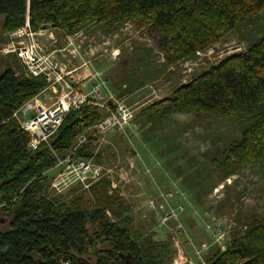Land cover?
I'll list each match as a JSON object with an SVG mask.
<instances>
[{"label": "trees", "instance_id": "1", "mask_svg": "<svg viewBox=\"0 0 264 264\" xmlns=\"http://www.w3.org/2000/svg\"><path fill=\"white\" fill-rule=\"evenodd\" d=\"M0 16L6 35L27 22L35 32L52 27L64 36L93 25L114 31L128 22L153 26L169 67L210 49L243 24H253L264 16V0H0ZM48 86L14 64L0 72V215L8 224L0 231V264H171L173 243L136 225L111 175L104 173L89 187L91 206L75 190L74 200L45 191L46 172L103 117L93 103L71 111L50 146L28 151L29 138L14 113ZM138 117L155 125L162 118H246L248 127L231 153L243 159L257 155L264 148V35ZM77 154L93 155L88 143ZM230 161L227 156L221 163L226 178L235 172ZM245 231L234 233L225 252L214 247L206 264H264V224L253 221Z\"/></svg>", "mask_w": 264, "mask_h": 264}, {"label": "rangeland", "instance_id": "2", "mask_svg": "<svg viewBox=\"0 0 264 264\" xmlns=\"http://www.w3.org/2000/svg\"><path fill=\"white\" fill-rule=\"evenodd\" d=\"M4 20L0 16L2 47L11 41L3 30ZM48 30L58 38L59 46L65 45L68 35L52 27ZM262 35L264 16L251 25L243 24L220 43L197 52L195 57L168 67L159 31L153 26L128 22L114 31L93 25L74 34L76 47L79 50L82 46L86 61L110 80L109 91L103 92L104 101L112 105L113 101H108L112 95L117 101H124L134 115L126 133L108 132L90 140L92 159L104 168V173L111 170L112 177L108 176L120 196L131 205L136 225L156 231L160 241H171L175 258L181 252L193 264L206 260L215 245L213 218L222 220L231 239L235 232L246 233V226L253 221L264 224V148L246 159L231 153L248 127L246 118H162L155 125L138 114L170 97L180 86L219 62L245 51ZM11 64L16 70H24L16 54L5 55L0 50V72ZM227 156L235 172L226 178L221 163ZM49 174L45 191L51 197L74 200L79 195L86 206H91L89 188L78 186L60 195L50 192L52 173ZM158 191L172 193L173 207L184 208L179 215L184 231L173 232L175 223L161 226L158 222L148 204ZM7 229V219L0 215V231ZM197 251H201V256H197Z\"/></svg>", "mask_w": 264, "mask_h": 264}, {"label": "built area", "instance_id": "3", "mask_svg": "<svg viewBox=\"0 0 264 264\" xmlns=\"http://www.w3.org/2000/svg\"><path fill=\"white\" fill-rule=\"evenodd\" d=\"M49 28L35 32L27 22L24 27L9 34L10 43L6 47H1L0 50L5 55L16 54L27 77L45 80L49 84L48 89H56L58 93L50 105L43 104L36 96L14 113V118L29 138L28 151L37 152L43 144L50 146L51 139L71 111L78 112L85 105L93 103L103 115L98 124L87 128L78 138L70 154L60 158L56 166L46 172L48 176L52 173L50 192L60 195L78 186L89 188L92 183L104 175V168L98 166L92 158L79 156L78 150L92 138L103 136L108 132L126 133L134 115L124 101H117L112 95L108 100L113 101L112 105L104 101L103 92L108 90L109 81L100 80L102 76L99 73L94 72L91 76H81L80 79H69V72L60 65L52 52L49 53L45 49L41 42L43 37L51 40L55 38L52 36L53 32H48ZM133 35L134 32L131 31V36ZM74 40V35L67 36L68 46H73ZM88 78L93 79L91 90L89 93H84L79 88V84ZM110 172L111 170H108L105 174ZM173 203L174 195L165 191H158L148 201L149 208L155 213L160 225L168 226L170 223H175L172 231L181 232L184 231V225L179 215L184 208H175ZM223 226L221 219H212V230H215L212 235L215 240L214 246L225 252L231 238L229 231H226ZM177 245L176 243L178 248ZM197 256H201V251H197ZM171 264H193V262L186 256H182L180 252ZM201 264H206V262L203 260Z\"/></svg>", "mask_w": 264, "mask_h": 264}, {"label": "crops", "instance_id": "4", "mask_svg": "<svg viewBox=\"0 0 264 264\" xmlns=\"http://www.w3.org/2000/svg\"><path fill=\"white\" fill-rule=\"evenodd\" d=\"M76 40H74V45L73 46H68V41H67V36L65 39V45L64 46H59L58 44V38H54L53 40L48 39V37H43L41 38V42L45 49L50 53L52 52L53 55L57 58L58 62L60 63L61 66L65 67V69L69 72V79H80L81 76L86 77L87 75L91 76L93 75L94 72L99 73L96 68H93V65L90 61H86V57L81 53V48L78 50L76 47ZM44 42V43H43ZM3 45H0V48ZM92 45H89L91 47ZM100 48H103L102 46H99ZM119 48H117L115 51H118ZM102 77L100 80H108L109 85H108V90L104 91H109L110 87V80L105 76L99 73ZM93 82V79L88 78L87 80L84 79L83 81L80 82L79 88L84 92V93H89L90 92V86L91 83ZM56 89H46L43 93L37 96V98L45 105H50L53 100L58 96V93H56ZM89 143V142H88ZM154 197L151 196L150 199ZM164 226V225H161ZM215 247V246H214ZM213 247V248H214ZM179 250V249H178ZM180 252V250H179ZM187 259H190L187 257ZM192 261V259H191Z\"/></svg>", "mask_w": 264, "mask_h": 264}, {"label": "water", "instance_id": "5", "mask_svg": "<svg viewBox=\"0 0 264 264\" xmlns=\"http://www.w3.org/2000/svg\"><path fill=\"white\" fill-rule=\"evenodd\" d=\"M58 138L54 140V143L55 144L57 142ZM131 256H126V258L129 260Z\"/></svg>", "mask_w": 264, "mask_h": 264}]
</instances>
